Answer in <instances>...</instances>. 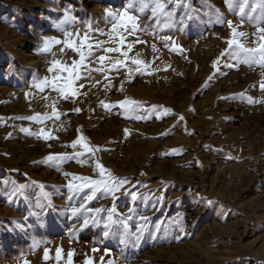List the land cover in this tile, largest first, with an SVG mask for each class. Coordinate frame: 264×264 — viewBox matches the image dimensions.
<instances>
[{
    "label": "rangeland",
    "instance_id": "rangeland-1",
    "mask_svg": "<svg viewBox=\"0 0 264 264\" xmlns=\"http://www.w3.org/2000/svg\"><path fill=\"white\" fill-rule=\"evenodd\" d=\"M230 3L0 0V264H69V253L71 264H264V70L222 55L228 20L246 47L264 43V6ZM106 10L127 11L139 28L120 30L133 48L115 68L124 58L103 52L119 46ZM62 30L78 34L86 54L67 99L37 87L54 77L63 87L68 73L49 71L54 60L79 62L64 44L42 51L46 37L65 40ZM125 99L137 105L125 110ZM81 135L100 149L94 156L72 147ZM77 152L83 164L46 160ZM94 161L128 181L115 198L96 191L89 201L93 189L73 179H104Z\"/></svg>",
    "mask_w": 264,
    "mask_h": 264
},
{
    "label": "snow or ice",
    "instance_id": "snow-or-ice-1",
    "mask_svg": "<svg viewBox=\"0 0 264 264\" xmlns=\"http://www.w3.org/2000/svg\"><path fill=\"white\" fill-rule=\"evenodd\" d=\"M226 4L231 8L232 5L230 3V0H225ZM242 2H246V0H242ZM262 6H264V0H261ZM159 8H163V5H157ZM239 14L241 16L244 15V7L239 8ZM106 15L111 17V33L112 36L110 37V40L112 41H118V47H107L103 48V52L105 53H120V55L124 59H117L115 61V64L113 67L115 68L117 65L123 66L126 64V61L128 60V53L131 51L133 48L132 43H127L125 42V37L121 34L120 30H123L124 32H128V34H135L139 28L137 25V18L135 16L129 15L127 11H124L123 13L117 15L111 12V10H106ZM227 26L231 29V38L227 39L225 43L228 45V49L226 50L227 55L234 56L238 62H242L244 64H247L249 67H252L254 65H258L260 69L264 70V43H259L258 47L256 48H249L246 47L244 43L241 42L240 38L245 35L243 32L237 31V27L233 26V23L231 20L226 21ZM130 26V27H129ZM63 31V34L65 36V40H60L55 37H46L44 38L43 45H42V51L44 53H50L53 49L54 46L56 45H61L64 44L67 48L72 49L73 51L77 52L80 56L79 62H73V66L71 68H68L65 65H62L59 61H53L52 67L49 68V71H53L54 69H58L60 72H67L68 75L64 80V85L63 87L59 86L57 84V79L58 77H54L52 81H49L47 78H45L40 84L37 85V87L40 88L41 91H43L44 87L48 86L49 84L51 87L64 95L65 99L68 98V93H71V95L75 96L76 95V89L73 87L74 82L77 79H80V74H79V69L81 67H86L85 60H86V54L83 51L81 44L77 43V40H79L78 34H76V40L73 39V33ZM259 32L264 33V28H259ZM166 40H171V37H164ZM259 41H264V35H261L259 38ZM88 37L85 36L83 42L84 47L88 49L87 55L92 54V48L94 47L93 44L87 43ZM108 43V41H100L98 42L95 47L97 48H102L103 44ZM127 48L128 51H122V49ZM179 49L180 51H183L182 48H174L173 50ZM63 51V49H61ZM153 51H156L155 45H153ZM109 59L108 56L106 55H100L97 57V60L103 65V63ZM131 62L133 64H136L138 66L143 65L144 62L140 59H132ZM216 63L213 64V67H216ZM146 67V65H145ZM139 71V67L137 68ZM91 71V69H89ZM262 77H264V71L261 72ZM83 87V85H81ZM260 89L261 91H264V79L260 81ZM251 100V98H249ZM253 103L255 101H252ZM134 105H137V102L134 100L130 99H125L120 103V107L124 108L125 110H128L132 108ZM106 108L110 107L109 105H104ZM77 112L80 111V109H76ZM165 112H169V109H164ZM56 119H59V114L54 113ZM31 119H37L43 122L44 120L49 119L47 116L43 117H32ZM179 120L183 121L184 117L181 115L178 117ZM127 132V130H125ZM43 136L45 139H51L52 137L48 133H44L43 129L41 130ZM77 145H81L83 149L85 150V153H90L91 156H94L96 151H99L100 149L97 148H92L89 146V144L86 142V138L83 137L82 135L73 143L72 147L75 148ZM84 155V153L77 152L75 153L74 157H70L68 155H49L46 160L47 162H51L53 166L59 167L65 160L69 159H77L78 163L83 164L84 161L79 160L78 158ZM91 156L89 158H91ZM95 162V167L99 170V175L101 177H105L104 179L100 180H93L89 177H79V176H74L73 179L75 180H80L82 183L79 185V187L84 188L88 187L93 189L92 194L87 196V200H92L96 194V191H101L104 192L105 194H111L113 198H115V193L119 192L121 188L128 183L126 179H119L115 177L109 170L105 169L104 166L99 162V161H94ZM65 175H68L65 173ZM69 187H72L70 184ZM135 199V197H133ZM208 203H211L210 201ZM83 207V206H82ZM77 210L73 209V212L75 213ZM95 212L99 213L101 209H95ZM112 211L114 212L115 209L113 208ZM109 220H111V215H109ZM89 223L88 218H84L83 224L84 226H87ZM107 235V233H105ZM33 247H38V242H34ZM93 251H96V249H93ZM48 252L49 250L45 248L44 250V259H48ZM57 260L60 259V250H57ZM73 253L68 254L69 258V264H71V257ZM25 264H28L27 261H25ZM85 264H93L92 260L88 259L85 261ZM109 264H112L111 261H109Z\"/></svg>",
    "mask_w": 264,
    "mask_h": 264
}]
</instances>
